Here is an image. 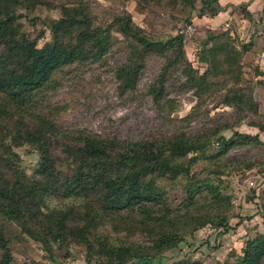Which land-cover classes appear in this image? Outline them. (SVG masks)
I'll use <instances>...</instances> for the list:
<instances>
[{
    "label": "rangeland",
    "instance_id": "374dc122",
    "mask_svg": "<svg viewBox=\"0 0 264 264\" xmlns=\"http://www.w3.org/2000/svg\"><path fill=\"white\" fill-rule=\"evenodd\" d=\"M46 1L54 7L35 4L31 10L16 8L27 17L59 18L60 5L75 0ZM84 1L94 26H108L128 11L153 42L182 35L190 65L173 61L171 48L153 49L143 61L136 54L141 68L132 88L122 91L116 72L129 63L133 40L111 31L113 44L107 53L97 60L88 58L57 69L22 109L0 103V169L3 166L8 186L21 197L19 216L6 219L0 214L11 255L9 264H105L109 260V264H117L116 255L100 253L103 235L148 248L149 257L134 258L127 264L233 260L247 240L264 235V54H244L240 69L230 74L218 65L213 67L216 75H206L203 82L191 76L206 68L198 61V50L210 31L229 28L232 38L245 41L253 30L264 32V15L256 26L241 22L240 13L230 18V5L236 4L227 0H217L228 6L227 10L208 11L204 16L197 15L199 0L192 6L181 0ZM250 1L254 0L245 2ZM258 3L255 6L259 7ZM21 22L25 30L30 29L25 18ZM51 40L52 34L45 28L37 48ZM47 121L58 131L47 146L53 158L51 175L42 173L36 144L26 139L30 132L47 131ZM80 135L155 144V154H160L172 171H156L144 180L157 194L150 205L152 220L148 225L137 223L141 216L137 211L104 213L92 198L65 196L66 186L76 179L83 161L73 159L66 145L73 146ZM246 135L250 139L244 138ZM181 136L199 137V144H207L174 156L166 142ZM219 136L234 143L217 155ZM162 140L165 145L160 147ZM58 221L64 229H59ZM220 221L227 229L218 225ZM160 232L175 245L157 252L153 245ZM30 234L42 236L45 246ZM82 235L88 236L91 249L83 244ZM2 253L0 249V257ZM258 264H264V256Z\"/></svg>",
    "mask_w": 264,
    "mask_h": 264
},
{
    "label": "trees",
    "instance_id": "16d2710c",
    "mask_svg": "<svg viewBox=\"0 0 264 264\" xmlns=\"http://www.w3.org/2000/svg\"><path fill=\"white\" fill-rule=\"evenodd\" d=\"M181 1L191 6L196 2V0ZM216 1L201 0L197 15L202 16L212 11L211 4ZM35 4L54 7L46 0H0V103L8 105L10 109H22L31 102L34 93L40 91L50 81L57 69L88 58L97 60L102 57L113 44L111 31L133 40L130 43L132 57L129 63L119 67L116 72L120 81L119 88L122 91L132 88L134 76L141 68V64L136 61V54L139 55V60L143 61L146 54L153 49L171 48L173 61H184L190 65L184 53L182 35L176 34L165 42H153L144 35L143 28L134 23L132 15L127 11L113 18L108 26L103 27L93 25L89 5L84 0L60 5L59 18L36 14L27 17L16 8L31 10ZM236 10L242 18L250 19L254 26L262 21L263 16L259 19L254 18L245 3L238 4L234 11ZM23 18L30 26L29 30L24 29L21 22ZM45 28L51 32L52 40L45 43L43 47L37 48V41L43 36ZM255 31L248 41H239L237 37L232 38L229 29L218 33L210 31L201 41L200 50H198V61L206 68L201 74L195 70L197 76H191V78L196 82H203L206 75H216L217 72L213 67L218 65L230 70L228 72L230 74L231 70L240 69L241 57L244 54H264V32ZM64 39L68 40L66 44ZM47 122L49 123L47 131L40 132L41 134L30 132L26 134V139L36 144V149L43 161L42 173L48 172L51 175L53 158L47 146L50 145L52 136L58 135V131L54 129L52 122ZM51 128L53 130L49 131ZM250 137L244 136L247 139ZM76 138L74 145L67 144L66 149L73 159L82 158L83 161L77 168L76 179L66 186L65 196L92 198L101 205L104 213L120 214L122 211H137L141 215L136 219L137 223L148 225L147 223L152 220L150 205L156 202L157 194L150 185L144 183V180L156 171H172V167L161 159V155L155 154V144L149 141L128 143L117 138H100L92 135H80ZM244 138L242 137V142L245 141ZM218 139L220 149L216 152L217 155L225 152L234 143L233 139L224 136H219ZM199 141V137L184 139L181 136L172 138L166 144L170 146L172 155L184 156L190 151L202 149L207 144V142L199 144ZM164 145L165 141L162 140L160 147ZM2 169H0V214L10 219L19 216L21 197L18 195V190L8 186ZM60 214L64 215L65 212L61 211ZM221 223L220 221L218 225L227 229V225ZM58 226L59 229L65 228L61 221H58ZM30 235L45 246L46 242L42 236ZM159 235L158 242L153 245V248L158 249L157 252L175 245L171 237L164 236L161 232ZM80 237L85 247L91 249L88 236ZM0 249L3 251L0 264H9L11 255L1 220ZM100 253L109 254L111 257L116 255L117 264H127L134 258L140 261L150 256L145 246L114 241L109 235L102 236ZM262 256H264V235L247 240L242 253L235 254L233 260L211 264H258ZM109 263H112V260H109ZM174 264L196 263L180 261Z\"/></svg>",
    "mask_w": 264,
    "mask_h": 264
},
{
    "label": "crops",
    "instance_id": "0c3cea01",
    "mask_svg": "<svg viewBox=\"0 0 264 264\" xmlns=\"http://www.w3.org/2000/svg\"><path fill=\"white\" fill-rule=\"evenodd\" d=\"M227 1H230L231 3H235V4H240V3H243V2H245L246 0H227ZM258 0H254L253 1V3L251 2L250 4V6H249V8H248V4H246L247 5V9L250 11V13H252V16L254 17V18H257V19H259V18H261L264 14V2L262 1V0H259V3H258V5H259V7H260V5H261V8H259V7H257V6H255V4L254 3H256ZM199 2H200V5H201V0H199ZM217 2V1H216ZM221 4H222V1H219ZM218 2V4L220 5V3ZM196 3H197V0H196ZM128 12V11H127ZM130 13V12H129ZM131 14V13H130ZM240 15L239 14V12L236 10V11H234V10H232V14L229 16L230 18H237L238 17V15ZM132 15V14H131ZM202 16H204V15H202ZM197 18V17H196ZM204 18V17H203ZM242 18V17H241ZM241 22H245V23H252V25H254V23L253 22H251V20L250 19H246V18H242L241 19ZM229 29V28H228ZM231 32V31H230ZM254 35V30L252 31V33L249 35V38L248 39H246L245 41H248L252 36ZM247 54H251V53H247ZM251 55H254V54H251Z\"/></svg>",
    "mask_w": 264,
    "mask_h": 264
},
{
    "label": "water",
    "instance_id": "95a60500",
    "mask_svg": "<svg viewBox=\"0 0 264 264\" xmlns=\"http://www.w3.org/2000/svg\"><path fill=\"white\" fill-rule=\"evenodd\" d=\"M245 4H249L250 2H243ZM230 7L234 10L238 7V4L236 5H230ZM228 6H221L218 4V2H213L211 4V9L214 10V13H218L220 11H225L227 10Z\"/></svg>",
    "mask_w": 264,
    "mask_h": 264
}]
</instances>
